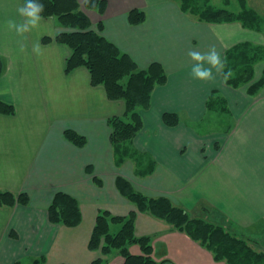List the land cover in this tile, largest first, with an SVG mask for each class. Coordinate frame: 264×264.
Masks as SVG:
<instances>
[{"label": "crops", "instance_id": "1", "mask_svg": "<svg viewBox=\"0 0 264 264\" xmlns=\"http://www.w3.org/2000/svg\"><path fill=\"white\" fill-rule=\"evenodd\" d=\"M104 1L103 15L81 8L92 29L98 32L102 23L101 35L140 69L159 63L168 77L153 92L149 109H138L144 129L125 144L129 155L121 164L111 144L109 120L124 117L125 103L109 100L103 86L93 87L87 69L66 73L71 50L54 41L43 43L45 37L69 31L56 18H43L38 28L17 36L7 22L21 21L17 8L25 0H0V55L7 63L0 102L16 110L14 116L0 114V190L29 197L28 205L0 208V264L42 259L45 264H91L100 258V251L89 248L98 214L137 211L119 191V177L149 198L169 199L192 218L244 235L264 253V88L248 94L249 86L262 78L264 62L255 65L251 84L233 89L215 69L214 81L193 78L194 62L188 56L189 51L208 53L214 47L223 60L241 43L264 46L263 30L244 28L241 22H202L184 12L180 0ZM133 10L145 13L142 24H130ZM37 42L39 54L33 51ZM212 98L230 106L236 122L230 133L198 131L209 112L217 113L208 108ZM166 113L177 114L179 124L166 125ZM68 130L85 137L86 145L69 142ZM59 192L78 200L79 226L49 221L48 210ZM118 230L112 226V232ZM136 236L152 238L158 262L227 264L150 214H138ZM130 251L142 254L137 245ZM124 263L117 253L110 257L109 264Z\"/></svg>", "mask_w": 264, "mask_h": 264}, {"label": "trees", "instance_id": "2", "mask_svg": "<svg viewBox=\"0 0 264 264\" xmlns=\"http://www.w3.org/2000/svg\"><path fill=\"white\" fill-rule=\"evenodd\" d=\"M44 5L43 18H56L61 27L69 30L59 33L54 39L45 37L44 44L56 42L66 45L71 50L67 61L66 73L71 74L77 69L85 68L89 71L92 86H103L111 101L125 103L124 117H113L109 120L112 129L111 144L115 150L117 162L121 164L128 157L129 152L125 144L136 138L144 129V121L138 109H149L152 94L156 87L165 85L168 81L163 66L153 63L146 69L138 65L127 55L122 53L113 43L100 33L92 29L88 16L82 12L84 6L88 10L97 11L103 15L107 8L104 0H85L80 4L77 0H38ZM242 10L238 13L228 9H216L208 5L200 7L198 0H181L182 10L197 16L206 23L222 24L241 22L244 28L264 31L263 18L255 11L248 9L246 0H239ZM146 19L141 10L129 13L131 25H140ZM264 60V46H255L251 43H241L232 48L226 55L224 72L229 69L233 76L226 85L239 89L254 80L255 65ZM7 68L6 59L0 55V79ZM264 88V72L262 78L249 86L248 94L256 95ZM214 92V96H215ZM213 96V97H214ZM217 99V98H216ZM225 102L213 101L208 104L211 111L223 106ZM14 106L0 102V114L14 116ZM129 119V121H126ZM164 122L170 127L179 124L177 114L166 113ZM66 139L72 144L83 147L86 138L76 132H65ZM101 186L102 181L95 179ZM117 187L121 194L128 198L137 207V211L127 216H115L108 211H101L96 219V224L89 242L92 251H100L101 257L91 264H109L110 257L119 254L124 258V264H174L168 259L160 262L154 259L152 238L149 236H136V220L139 213L150 214L157 219L168 223L174 231L187 234L210 251L215 260L227 264H264V253L254 249V243L244 235H236L225 227L211 223L204 219L192 218L184 208L175 206L167 198H149L137 192L131 183L119 177ZM27 194H14L10 191L0 190V208H13L16 205H28ZM49 221L53 224L66 227H77L82 222L80 204L74 197L59 192L48 210ZM112 226L119 227L117 232H112ZM137 245L142 254L133 255L131 247ZM20 264V263H17ZM33 264H45V260H35Z\"/></svg>", "mask_w": 264, "mask_h": 264}, {"label": "clouds", "instance_id": "3", "mask_svg": "<svg viewBox=\"0 0 264 264\" xmlns=\"http://www.w3.org/2000/svg\"><path fill=\"white\" fill-rule=\"evenodd\" d=\"M43 12L44 5L38 0H25V3L17 8V14L22 18L21 21L17 23L15 20H9L7 27L9 30H14L17 36H25L26 33L39 27L43 21ZM23 50L21 48V51ZM33 51L37 54L41 52V45L38 42L33 45ZM188 56L194 62L191 65V74L195 79L206 82L214 81L213 69L217 74H223L225 83L233 76L230 69L224 72L226 58L222 60L221 54L214 47L208 53L189 51ZM205 64L208 67H205Z\"/></svg>", "mask_w": 264, "mask_h": 264}, {"label": "rangeland", "instance_id": "4", "mask_svg": "<svg viewBox=\"0 0 264 264\" xmlns=\"http://www.w3.org/2000/svg\"><path fill=\"white\" fill-rule=\"evenodd\" d=\"M226 1L227 0H198V5H200V7L202 8L211 5L214 6L216 9H228L229 11L234 13H238L242 10L239 0H229L228 5L230 6L227 5ZM246 1L248 9L255 11L264 19V0ZM262 62H264V60L260 61V63ZM222 94H225V92L223 91ZM224 104L227 109L224 110L223 106H219L218 108H216L217 113L209 112L206 118L200 121L202 123L198 124V131H202L205 134H210L212 133L211 131H216L219 133L228 131V133H230L232 129H234L236 122L234 121V117L231 116V113L229 111L230 106L226 102ZM253 242L257 243L255 241ZM253 247L254 249L259 251V249L256 248L255 244L253 245Z\"/></svg>", "mask_w": 264, "mask_h": 264}]
</instances>
